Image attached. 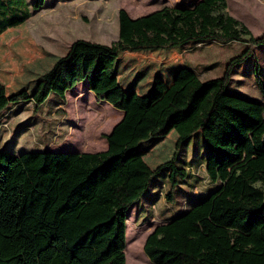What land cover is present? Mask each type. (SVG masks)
I'll return each mask as SVG.
<instances>
[{
    "label": "trees",
    "instance_id": "1",
    "mask_svg": "<svg viewBox=\"0 0 264 264\" xmlns=\"http://www.w3.org/2000/svg\"><path fill=\"white\" fill-rule=\"evenodd\" d=\"M44 2L29 0L24 9L7 17V4L13 0H0V34L21 25L30 9L40 10ZM226 9L227 0H194L136 18L121 9L115 41L103 45L76 40L41 76L59 104L82 83L97 103H107L122 117L103 135L102 151H0V264H126L128 166L139 157V146L161 140L170 131L177 134L174 156L158 165L140 190L141 194L152 174L170 167L165 199L172 202L178 180L187 173L175 166L178 150L200 129H211L209 123L229 92L232 72L254 55V47L264 45V34L254 37ZM190 41L199 46L237 42L247 47L226 62L221 76L205 81L194 76L179 88H165L147 106L117 81L115 68L122 53L170 49ZM253 73L262 108L256 113L247 108L254 122L239 135L229 128L225 139L217 141L227 150L210 151L208 168L227 165L230 158V173L206 193L185 199V208L145 238L143 253L151 264H264V89L257 62ZM210 97L209 109L197 120ZM10 108L0 83V118ZM244 133L249 149L237 164L230 149L241 147ZM200 195L204 199L197 201ZM188 204L192 205L187 209Z\"/></svg>",
    "mask_w": 264,
    "mask_h": 264
},
{
    "label": "rangeland",
    "instance_id": "2",
    "mask_svg": "<svg viewBox=\"0 0 264 264\" xmlns=\"http://www.w3.org/2000/svg\"><path fill=\"white\" fill-rule=\"evenodd\" d=\"M193 1L45 0L41 10L28 22L0 39V83L7 90L11 103V108L0 118V151L19 154L41 149L78 153L105 150L103 135L110 132L121 112L105 102L97 103L91 93L84 91V86L67 93L65 103L61 105L58 97L49 94L41 76L76 40L103 45L115 41L117 14L121 9L135 18L165 6L187 5ZM28 2L13 0L7 4L10 9L6 16L24 9ZM226 11L246 26L254 37L264 34V0H227ZM246 47L237 42L199 46L190 41L153 52H125L119 57L118 77L123 85L134 83L132 86L139 95L154 87L158 90L179 88L194 76L204 81L221 76L226 62ZM253 52V56L232 72L229 92L222 98L217 115L209 123L211 129H200L178 150L175 166L185 168L187 173L178 180L172 202L165 199L170 190V167H162L152 174L141 194L140 190L147 176L174 156L177 138L174 131L161 140L151 139L139 146V157L130 161V197L127 201L131 206L127 210L130 223L125 227L126 264H151L143 253L145 238L157 225L180 210L185 199L196 195L194 185L199 191L205 190L211 185L208 178L222 180L230 173L233 167L230 158L227 165L208 168L209 156L212 149L227 150L216 143L225 139L229 128L238 130L239 135L240 130L254 122L247 108L249 111L253 109V113L262 108V93L257 87L253 67L257 62L259 80L264 89V45L254 47ZM211 98L201 106L197 120L209 109ZM258 114L263 117L261 111ZM246 136L244 133L239 149H230L234 153L231 158L236 157L237 164L247 157L249 144ZM203 197L198 196L197 201Z\"/></svg>",
    "mask_w": 264,
    "mask_h": 264
},
{
    "label": "crops",
    "instance_id": "3",
    "mask_svg": "<svg viewBox=\"0 0 264 264\" xmlns=\"http://www.w3.org/2000/svg\"><path fill=\"white\" fill-rule=\"evenodd\" d=\"M41 10V9H40ZM30 17L25 21V22H23L21 25H19V26H17V27H12V28H9V29H7V30H5L3 33H1L0 34V39L7 33V32H10V31H12V30H15V29H17V28H19V27H21V26H23L26 22H28V20H30V18L34 15V13H36V12H38V10L37 11H32L31 9H30ZM129 16V15H128ZM130 17V16H129ZM136 18V17H135ZM153 52V51H152ZM125 53V52H124ZM120 57V56H119ZM118 68H119V58H118V61H117V64H116V68H115V76H116V79H117V81L120 83V86L123 88V89H130V90H132L134 93H135V95H136V97H137V99H138V101L141 103V104H143L144 106H147L148 104H150V103H152L156 98H157V96H158V94H160V93H162L163 91H164V89H161V90H158V87H154V88H152L150 91H148V92H145L143 95H139L138 93H137V91H136V89H135V87L134 86H132V85H134V83H130L131 85H128V86H126V85H123L122 83H121V81L119 80V77H118V75H119V73H118ZM81 86H84L85 87V85L84 84H80V85H78V86H75V87H73L69 92H73V90L74 89H76L77 87H81ZM6 90V89H5ZM84 91H86V93L87 94H89L90 95V92L89 91H87V89H86V87L84 88ZM69 92H67V93H69ZM66 93V94H67ZM6 94H7V90H6ZM66 94H65V96H66ZM93 97V96H92ZM121 117H122V113H121V116H120V118H119V120L121 119ZM118 120V121H119ZM117 121V122H118ZM116 122V123H117ZM115 123V124H116ZM112 129V128H111ZM111 131V130H110ZM171 132V131H170ZM169 132V133H170ZM175 132V131H174ZM168 133V134H169ZM177 135V134H176ZM106 149V148H105ZM227 177V176H226ZM225 177V178H226ZM224 178V179H225ZM224 179H222V180H218V179H213V178H208V180L210 181V186H208V188H206L205 190H200L199 191V189H196V186L194 185V191L196 192V194L197 193H206L208 190H210V189H212V188H214L216 185H219V183L221 182V181H223ZM200 188H201V186H199ZM184 203V207H182V209L183 208H185V202H183Z\"/></svg>",
    "mask_w": 264,
    "mask_h": 264
},
{
    "label": "water",
    "instance_id": "4",
    "mask_svg": "<svg viewBox=\"0 0 264 264\" xmlns=\"http://www.w3.org/2000/svg\"><path fill=\"white\" fill-rule=\"evenodd\" d=\"M46 150V149H45ZM49 151V150H48ZM50 152H63V151H50ZM125 253V252H124Z\"/></svg>",
    "mask_w": 264,
    "mask_h": 264
}]
</instances>
